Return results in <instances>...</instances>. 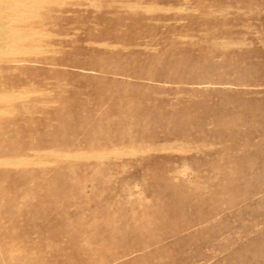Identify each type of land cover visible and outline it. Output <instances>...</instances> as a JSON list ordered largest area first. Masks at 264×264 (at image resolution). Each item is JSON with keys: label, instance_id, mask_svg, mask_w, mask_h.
I'll return each instance as SVG.
<instances>
[{"label": "rangeland", "instance_id": "1", "mask_svg": "<svg viewBox=\"0 0 264 264\" xmlns=\"http://www.w3.org/2000/svg\"><path fill=\"white\" fill-rule=\"evenodd\" d=\"M19 1L0 264H264V0Z\"/></svg>", "mask_w": 264, "mask_h": 264}, {"label": "bare ground", "instance_id": "2", "mask_svg": "<svg viewBox=\"0 0 264 264\" xmlns=\"http://www.w3.org/2000/svg\"><path fill=\"white\" fill-rule=\"evenodd\" d=\"M30 1H33V0H30ZM92 1V0H91ZM93 1H95V0H93ZM16 2H20L19 0H16ZM29 1H27V3H28ZM13 3V2H12ZM12 3H11V5H12ZM25 3V2H24ZM19 3H17V5H18ZM10 5V4H9ZM15 5V4H14ZM3 7V6H2ZM9 7V6H8ZM8 7H7V9L6 10H8ZM158 7V6H157ZM14 8V7H13ZM160 9V8H159ZM10 10V9H9ZM8 10V11H9ZM7 12V11H6ZM1 13V12H0ZM152 13V12H151ZM8 14H10V13H8ZM40 15V14H39ZM8 16V15H7ZM247 16V15H246ZM6 17V16H5ZM11 17H12V14H11ZM14 17V16H13ZM12 17V18H13ZM5 19V18H4ZM7 19H9V18H7ZM11 21V20H10ZM4 24V23H3ZM6 24V23H5ZM4 24V25H5ZM8 25V24H7ZM9 27H10V25H8ZM2 28H4V27H2ZM6 28V27H5ZM6 29H8V28H6ZM13 29V32L16 30H14V28H12ZM11 29V30H12ZM5 30V29H4ZM5 31H7V30H5ZM9 31V30H8ZM0 32H1V29H0ZM2 33V32H1ZM4 33V35H5V32H3ZM2 33V34H3ZM8 38H7V40H6V42H5V44L3 45V46H1V48L2 49H0V51H3V52H5V53H10V52H12L13 53V51L15 50V48L14 47H12V46H10L11 44H9L8 45V43H11L10 41H12V44L13 43H15L14 41H18V40H21V39H23V37L24 36H20V35H17V33L16 32H14V33H12L10 36H7ZM186 38V37H185ZM192 38H194V37H192ZM1 40V39H0ZM221 40H223V39H221ZM2 41V40H1ZM1 41H0V43H1ZM4 43V42H3ZM14 45V44H13ZM220 45V44H219ZM42 49V48H41ZM19 50H20V48H19ZM18 52V51H17ZM20 52V51H19ZM2 53V52H1ZM5 55V54H4ZM5 95V94H4ZM6 96L7 95H5V96H0L3 100H4V98H6ZM9 97H11V96H9ZM5 101V100H4ZM2 112V111H1ZM5 112V110L3 111V113ZM5 113H7V112H5ZM80 154V153H79ZM113 154H116V152L114 153L113 152ZM117 155V154H116ZM133 155V154H132ZM65 156V155H64ZM26 159V158H25ZM0 163H1V161H0ZM18 163V162H17ZM20 163V162H19ZM15 163H13V165H14Z\"/></svg>", "mask_w": 264, "mask_h": 264}]
</instances>
